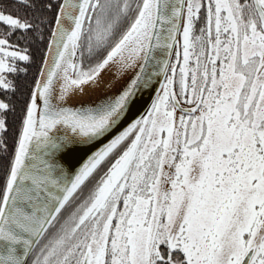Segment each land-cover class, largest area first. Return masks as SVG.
Returning a JSON list of instances; mask_svg holds the SVG:
<instances>
[{
	"label": "snow or ice",
	"instance_id": "snow-or-ice-1",
	"mask_svg": "<svg viewBox=\"0 0 264 264\" xmlns=\"http://www.w3.org/2000/svg\"><path fill=\"white\" fill-rule=\"evenodd\" d=\"M0 97V264H264V0H0Z\"/></svg>",
	"mask_w": 264,
	"mask_h": 264
},
{
	"label": "water",
	"instance_id": "water-1",
	"mask_svg": "<svg viewBox=\"0 0 264 264\" xmlns=\"http://www.w3.org/2000/svg\"><path fill=\"white\" fill-rule=\"evenodd\" d=\"M133 71L134 69H121L118 63H110L104 70H102L99 77L95 81L79 86L82 87L79 91L76 90L77 87H74L63 103L68 106H79L81 104L97 102L105 96L114 95L130 78ZM60 83L61 81L57 80V96L60 92ZM153 95L154 93L149 92L142 96L140 106H138L141 111L147 108ZM73 162L75 163V160ZM76 166H78V164Z\"/></svg>",
	"mask_w": 264,
	"mask_h": 264
},
{
	"label": "trees",
	"instance_id": "trees-1",
	"mask_svg": "<svg viewBox=\"0 0 264 264\" xmlns=\"http://www.w3.org/2000/svg\"><path fill=\"white\" fill-rule=\"evenodd\" d=\"M36 68L37 66L34 65L30 68L28 73V79L31 81L33 77L36 74ZM2 98V97H0ZM13 101L16 103V113L13 115L12 113H9V126H10V133H9V146L11 148L12 142H13V133L16 129L19 127V117L21 115V107H22V101L23 97H21L19 94L17 96L13 97Z\"/></svg>",
	"mask_w": 264,
	"mask_h": 264
},
{
	"label": "bare ground",
	"instance_id": "bare-ground-1",
	"mask_svg": "<svg viewBox=\"0 0 264 264\" xmlns=\"http://www.w3.org/2000/svg\"><path fill=\"white\" fill-rule=\"evenodd\" d=\"M81 89H82V87H77V88H76L77 91H79V90H81Z\"/></svg>",
	"mask_w": 264,
	"mask_h": 264
}]
</instances>
